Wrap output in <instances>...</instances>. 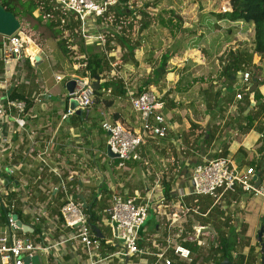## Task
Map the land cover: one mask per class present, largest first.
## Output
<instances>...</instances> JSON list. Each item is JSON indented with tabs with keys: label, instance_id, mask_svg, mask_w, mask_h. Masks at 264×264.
Masks as SVG:
<instances>
[{
	"label": "built area",
	"instance_id": "built-area-1",
	"mask_svg": "<svg viewBox=\"0 0 264 264\" xmlns=\"http://www.w3.org/2000/svg\"><path fill=\"white\" fill-rule=\"evenodd\" d=\"M53 3L63 14L61 23L71 20L77 24L74 31L80 34L85 45H95L105 50V33L97 23L113 22V15L107 13V7L113 5L115 0H53ZM222 8L223 12L229 11L228 5ZM119 28L120 25L114 26L115 30ZM2 39L4 58L11 59L12 57L7 55L9 53L16 60L17 68L16 72L14 71L16 75L21 72L24 55L28 62L34 65V56L27 53L26 41L18 31L8 36L2 35ZM236 74L241 82L235 93V98L238 100L242 99V90L248 91L253 78L262 79L253 75L245 65H242ZM54 78L55 81H60L63 77L56 74ZM92 81L87 73L75 78L73 90L66 95V110L60 115L61 120L75 113L74 109L69 108L70 99L76 100L77 107L81 110H87L92 106L94 90L91 86ZM51 95L48 88L43 87L35 94L33 100L43 103ZM128 95L131 107L138 116L139 132L124 127L117 120L100 121V127L107 135L106 145L117 155V167H123L125 161L129 159L137 161L141 159L138 148L143 143L144 136L161 138L165 136L167 130L163 114L164 102L157 92L147 89L136 95L129 91ZM26 113L24 100L10 98L6 93L0 98L2 152L11 151L12 148L11 136L8 133H16V127L25 129ZM14 124L16 127L11 126ZM53 137L51 135L40 150L35 149V142L29 137V142L22 153L24 158L33 159L37 163L33 183L36 184L34 191L42 195L40 200L38 194L31 196L26 177L15 180L13 176L17 168L14 165L7 168L0 164V206L5 210L3 224L0 226V264H36L38 257L44 255L46 256L44 264H61L63 256L61 249L63 250L62 246L67 244L71 252L75 253L74 257L78 258L77 264L102 262V259H105L100 252L102 244L116 246V250L108 256L120 255L129 260L134 257L131 264H179L182 261H191L190 249L181 242H175L171 236L172 219L169 220L162 242L148 239L151 247L140 246L141 237L138 227L150 213H157L159 204L163 202L164 196L160 193L155 194V186L146 189L143 193L134 191L132 195H111L107 199V206L103 209L99 221L95 224L100 229L102 238L96 236L82 202L77 196L79 172L77 170L66 172L58 163L50 159L49 149ZM256 177L259 175L251 166L240 169L227 157L210 158L194 163L189 174L190 190L181 197L209 196L213 200V205L224 195H231L237 191L252 195L260 194L264 187V177H259V183L255 186ZM159 184L156 183V187L161 190ZM12 192L15 193L14 197L10 196ZM17 208L21 216L29 218L28 223L18 217L15 212ZM190 210L197 212V207L184 208V212ZM13 214H16L17 219L28 226L30 231H24L18 226ZM194 228L197 230L194 236L198 242H201L200 235L204 234L201 230L206 226L194 224ZM149 257L153 258L151 262Z\"/></svg>",
	"mask_w": 264,
	"mask_h": 264
},
{
	"label": "rangeland",
	"instance_id": "rangeland-1",
	"mask_svg": "<svg viewBox=\"0 0 264 264\" xmlns=\"http://www.w3.org/2000/svg\"><path fill=\"white\" fill-rule=\"evenodd\" d=\"M129 3L130 4H127L128 7L144 9V11L147 12V17L149 16V19L147 18L148 25L141 32H136L138 23L135 24L134 22L140 17L137 11L135 14L136 18L135 20H133L132 28L133 31H135V37L140 42V46L134 51V55L137 59L135 65H122L120 62V55L122 51L118 50L119 47L115 45L114 41H110L109 44L113 46L115 45V49L108 53L110 57H113L110 62L111 70L108 75H113L115 77L116 75L120 76L123 81V86L126 88L127 94L129 91L135 92L138 86H142V84H144L143 80L150 76L151 68L155 66L154 64L157 63V60L160 58V55L166 50L172 48L175 50V52H173L174 54L168 59L169 62H167V66L175 67V65H173L172 63L178 61L179 64H183L184 71L182 78L184 79V81L182 82L178 80L180 83L177 82L179 83V89L177 90L178 93L176 94V92L172 91L168 96V98L172 99L176 106L178 105L183 109H179L178 111H176L174 109L175 107H172L169 108L170 110L167 109L168 111H165L163 113L166 120V125L168 127V137L167 139H163V141H167L163 145L167 153L165 155H160L157 152L158 147L157 150L155 148L156 146H158V144H156L154 140L151 139V137L144 136V141L138 148V153L140 154L141 159L139 161L129 159V161L133 160L141 164H139V167L136 168L138 172L136 173V170H134L133 173L132 179H136V182L134 183L129 180L124 181L125 188H127V191L132 192L134 188L137 189V191H142L146 187V185L150 186L156 180H158L157 183H160V187L163 186V182H171L174 185V181L178 176L177 173H179V168L178 165L176 166V161H178V163H184L187 157L194 156L192 151L186 148L187 146L192 147V144L190 145V143H188L190 141V138H188V136L194 135L195 131L197 133V131L203 129L202 124H198L196 123V121H202L206 119V116L204 115L205 103L204 98L202 96V89L208 87L209 85L212 86V90L221 87V89H223V91L221 90V99L224 101L227 94L224 88H222V86L227 84V80H225L224 77L220 74L218 58L221 55L227 53L229 49H234L236 47H239L240 45H242V47L244 48H250L253 30L252 24L250 23L242 22L241 24H238L239 26H237V24H235L234 22L229 23L225 20H217L216 17L211 14L218 10L223 12L222 6H227V2H225L224 0H129ZM145 3H148L149 5L143 8V5ZM219 4L220 6H218ZM25 20L27 21V24L24 23V29L22 28L21 35L27 34L28 37L32 38V41L45 42V44H49L47 45V48H51L52 46L54 49H56L55 52L48 51L50 55L49 64L52 70L51 73L54 72L56 74L62 75L63 78L57 83H53L52 81V89L55 94H59V92H65L66 89L64 85L67 81L66 79L68 77L71 78L72 74H75L74 77L81 76L83 67L81 66V63L79 61L81 59V56L77 51V47L74 48V44H68L70 50L66 54H63L57 46V41H63L64 45H67V43H71L74 40V37H70V40H68L66 38L68 34L67 31L64 32L63 36L57 35L55 37V35H53L52 30L46 27L43 21L37 22L36 19L33 17H26ZM97 24L102 28L105 34L107 33L106 31L110 30L113 26V23L110 21L103 22L102 24ZM59 28L60 27H57V29ZM17 31H21V27H19ZM147 47H149V50H147ZM261 54L262 55L260 56V53H253L251 62L246 65L247 68L252 72V74L257 77L259 76L261 69L262 72L264 71V52ZM258 68L260 70H258ZM168 70L170 74L174 71L173 68H168ZM51 73L49 72V74ZM164 76L165 73L163 74L161 80L158 82L157 85L144 84V88L146 90L150 89L156 93L157 90H160L161 88H159V85L165 83L166 81L165 80L164 82H161L162 79H164ZM44 77L46 76H43V78ZM173 79L174 78L169 79L168 81L172 82ZM185 81L187 82L184 83ZM169 82L166 83L168 85H172V83L170 84ZM240 84V77L236 75L235 79H233L232 82L227 85V90L232 89L233 85L234 89L237 90ZM171 89H173V87H171ZM245 92V90H242V99H233V102H231L229 105L224 102L225 104L214 106V108L216 109V114L220 117L219 119L222 120H217L216 122L222 123L224 121L225 125H229L231 128L237 127V124L242 125L244 123L245 119L242 116L244 114L241 112L242 115H240L239 110L246 103V100L243 98ZM105 96L110 97V92L105 91ZM245 96H247L246 99H248L250 103L254 102L253 95L251 96L250 93H247V95ZM62 98L64 99V96ZM253 105L250 107L249 111H257L256 107L252 108ZM89 109L90 112L88 114V120L87 118H84V120L80 122V126L84 128L88 127V131H91V133L89 134L90 138L92 139V141H94V145L99 146L100 152H102L105 149V139L107 135L106 132H101L99 130L101 129L99 119H97V126L94 127L95 129L92 127L90 121L94 120L92 118H94L95 108ZM193 109L195 110L193 111ZM104 110L105 111H103L104 113L102 114L103 118L112 120L110 115L113 113V109ZM232 111H234L235 113L231 114ZM76 115L79 116L78 118L81 117L82 119V114ZM192 121L198 126H196L195 129L191 130V132H189L191 128H189L188 124L190 125ZM118 122H120L124 127L128 129L130 128L129 124L126 121L124 122L120 120ZM208 123L212 125L211 121H209ZM136 125V129L132 130L139 132V120H137ZM215 126L216 128L219 127V125L217 124H215ZM181 132L187 133V143L182 140L183 135L181 134ZM229 134L235 136L233 132H230ZM150 143L152 144V148H149L150 150L146 149L147 145H149ZM167 146L168 148L166 149ZM145 155H147L149 161L147 164L143 165L142 163L144 160L142 159V157L145 158ZM86 166V169H91L89 167V163H87ZM124 167L119 168L120 170L122 169V173H124L123 171H127L126 169H124ZM184 167L186 169L183 171H187L188 165H184ZM261 174H264V169L261 171ZM111 184L112 183L110 182L109 188L113 190ZM172 188L178 189L177 194L174 195V200L168 202L166 201V198H163L162 201H165V203L164 205L160 206V208H157L158 212L159 209H163L165 213H168V210L172 209L180 213V219L184 220L177 222L178 226L175 224L170 226V231L172 230L171 236L177 243H179V241H181L182 239L195 244L199 243L197 244V246H199V249L196 252L194 251L192 254L198 258V260L200 261L199 264H204V261H202L203 259L201 260V258L206 254L210 242H215L216 232L214 233L211 230L213 229L212 226L209 225L211 229L205 228L201 230L202 232H204V234L200 235L202 241L198 242L194 236V233H197V226L196 228H194V224H197L202 219V217H204V214L202 215L197 213L199 212L198 210L200 208L196 210L197 212L193 210L183 212L182 208L173 209L172 204L176 203L177 199H179L182 203L181 196L186 194L188 189H181L180 187L175 186H172ZM171 192L173 191L171 190ZM105 193L106 192L104 191V196ZM107 194L108 193H106V195ZM114 194L121 195L123 193L119 191ZM253 197L254 196L252 194H243L239 196L238 199H233L231 201L229 199L221 197L218 199V202L221 203V209L224 211L225 215L227 214L230 216V214H233L230 217L235 221V212H243V208L245 209V211H249L251 204L250 201ZM259 203L262 202H258V204ZM251 205L253 206V204ZM242 206L243 208H241ZM195 207L196 206H193L192 208ZM254 208L256 207L254 206ZM258 208L262 207L258 205ZM160 213L162 214V212ZM262 214H260L261 218H263L264 215ZM19 218L21 219V221H24L23 216L20 215ZM164 222L166 223V225H168L169 223V221ZM154 223V218H150L149 220H147L144 225V233H147L148 231L152 230L154 227ZM231 223L233 224V221ZM186 224H188V226H185ZM261 225L262 223L259 218L255 224L250 223L249 227L246 228L245 233L247 234V236L250 237V244L254 248L253 250L256 259H258V252H260V250L258 249L259 243L257 242L256 234ZM235 228L236 230H238L240 227L235 225ZM174 234L177 235V237ZM212 239L213 241H211ZM151 240H156V238H153ZM262 241L264 242V231L262 233ZM145 248L149 247L145 246ZM246 251L247 247L245 248V252Z\"/></svg>",
	"mask_w": 264,
	"mask_h": 264
},
{
	"label": "crops",
	"instance_id": "crops-1",
	"mask_svg": "<svg viewBox=\"0 0 264 264\" xmlns=\"http://www.w3.org/2000/svg\"><path fill=\"white\" fill-rule=\"evenodd\" d=\"M33 15L34 16H29V15L22 16L19 19L21 31H18V33L20 35L22 32V28L24 29V23L27 24V21L25 20L26 17L34 18L35 16L38 15V12L34 11ZM42 21L44 22L45 20H42ZM21 36L26 41L27 53H30L31 55H33L34 58L35 56H38V60H35L34 65H31L28 62L27 57L24 55L23 65L20 69L21 72L19 71L20 73L16 75L14 73V71L16 72V68H17L16 60L13 59V55L9 53L7 55L12 58L11 59L4 58V55L2 52H5V51L2 48L3 39H2V35L0 34V98H2V95H4L5 93L7 95V92L11 88H15L16 90L20 91V93L23 94L24 96L29 95L31 97V102H30V105L27 106V113L25 115V122H26L25 129H19L18 127H16L15 124L11 125L12 127H16L17 132L8 133L9 136H11V146H12L11 151L2 152L1 145H0V164H2L3 167H7V168L11 167V165H14L17 168L13 176L15 180L17 178L26 177L29 183L27 184L28 185L27 188L33 191L35 189L34 186L36 185L35 183H33V179L35 176L37 163L33 159L24 158L22 156L23 149L29 142V137H31L32 141L35 142V147H36L35 149L40 150L42 149V146L45 145V143L49 140L51 135H53L54 136L52 139L53 143L49 149L50 159L58 163L61 169H63L66 172L70 170H77L79 172L78 179H80V182H79V188H78L77 194L78 195L81 194L84 197V200L85 199L88 200L89 199L88 197H90L93 191L96 192V194L98 195L100 189L102 190L105 189L106 193H108L107 194L108 198L114 193L119 192V191L123 193L121 195H132L134 193L133 191L134 190L137 191V189L134 188L132 192H128L127 188H125L124 181L129 180L134 183L136 182V179H132V177H133L134 170H136V173L138 172L136 168L139 167L140 163H137L136 161H133V160L125 161V167L124 166L123 167L127 171H123L124 173H122L121 171L122 169L120 170L119 169L120 167H117L116 165L117 163L114 162V159L116 158L108 157L105 153V149L102 152H100L99 146L94 145V141H92V139L89 136L91 131H88L87 129L88 127L84 128L80 126L81 124L80 122L83 121L84 118H87L88 120V114L90 112L89 108H92V109L95 108L94 109L95 111L93 110L94 118H92L94 120L90 121L93 128L97 126V119H99V122L104 119L102 116V114L104 113L103 111H105L104 109H108V110L113 109V112L117 111L119 113V119H117V121H120V120L124 122L126 121L129 124L131 129H136V126H137L136 123L138 120V116L131 107L129 95L126 93L124 96L118 97L117 100H114L112 105L107 108L103 107V104H100V103L93 104L87 110H82V111H85V116L82 115V119L81 117L78 118L79 116H77L74 113L66 117L64 120H61L60 115L65 110V107H66V96L65 95L68 93V91L65 87L66 89L65 92L63 93L59 92V94H55L52 89L53 87L52 81L53 83H57L59 81H55L54 75H56V73L54 72L51 73L52 70L49 64L50 55L48 51L55 52L56 49H54L52 46L51 48H47L48 47L47 45L49 44H45V42L32 41L31 40L32 38L28 37L27 34H23ZM28 47H32V50H28ZM148 48L149 47H147V50H149ZM118 50L120 49L118 48ZM261 55L262 54H260V56ZM159 59L157 60V63L154 64L155 66L151 68V72L153 68L157 66ZM26 61L28 62L27 64H26ZM258 61H259V55H258ZM167 62L169 61L168 60L166 61L165 72H164L165 76L161 82H164L165 80L166 81L165 83L160 84L159 88L160 87L161 88L160 90H157L160 96H163V94L168 89H171V87H173L174 92H176L177 94L178 93L177 90L179 89L178 85L180 83L178 80L182 82L184 81V79H182L183 73H184L183 64H179L178 61H175L172 63L173 65H175V67L173 66L168 67ZM121 64L124 66L131 65L128 63H121ZM168 68L169 69L173 68L174 71L170 74ZM258 70L260 69L258 68ZM49 72L51 74H49ZM74 75L75 74H72L71 78L74 77ZM43 76H46V77L43 78ZM259 76L262 78V80L264 79V71L262 72V69L260 70ZM172 78H174L173 81L169 82L168 80ZM160 80L161 78L159 79V81ZM101 81L102 80H99V83ZM166 82H169L170 84L172 83V85H168ZM186 82L187 81H185L184 83ZM176 85H177V88H175ZM233 86L232 88H234ZM43 87L48 88V90L50 91L52 95L49 99L44 100L43 103H37L33 100V97ZM222 88H224L227 94L226 85L222 86ZM257 88H258V93H260V101H264V81L262 84L258 85ZM218 89L220 90V103H222L223 100L221 99V96H222L223 89H221V87ZM204 91L205 90L202 89L203 98H204ZM212 92H214V90H212ZM170 93L167 94V97L170 95ZM250 95L252 96V93H250ZM63 96H64V99L62 98ZM233 99H236V98L234 97ZM231 102H233V100ZM231 102H229V104ZM251 103H254V102H251ZM174 107L173 108L176 111H178L179 109H183L182 107H179L178 105L177 106L175 105ZM194 110L195 109H193V111ZM167 111L168 110H166V112ZM249 112L253 119L252 128L247 131H244V130L242 131L241 130L242 128H240L238 124H237V127L231 128L229 125H225L224 121L222 123L216 122L217 120L222 121L219 119L220 117L216 114V109L213 107L211 111H208L205 106L204 115L206 116V119L202 121H196V123L202 124L203 129L200 131H197V133L195 131L194 135L188 136V138H190V141L188 143H190V145L192 144V147L187 146L186 148L192 151L194 156L187 157L184 163L183 162L178 163V161H176L177 162L176 166L178 165L179 173H177L178 176L174 181V185L173 183L170 182L171 190L173 191L171 192L172 194L176 195L178 192V189L177 188L174 189L172 188V186L180 187L181 189H188V191L190 190L191 182L189 180V174H190V171L194 163L208 160L210 158L222 156L221 153L224 150H226L225 157H227L233 165H235L236 167L240 169H244L248 166H251L255 169L259 177H264V174H261V171L264 169V111L257 112V111L251 110ZM233 113L235 112L232 111L231 114ZM164 120H165V117H164ZM209 121L212 122L211 123L212 125L208 123ZM215 124L219 125V127L216 128ZM165 125H166V120H165ZM166 128H168L167 125H166ZM99 130L103 132L102 129H99ZM230 132H233L235 136L230 135L229 134ZM181 134L183 135L182 140L185 143H187V139H186L187 133L181 132ZM167 137H168L167 130H166V134L164 137H161V138L151 137V139H153L154 142L158 144V146H156L155 148L157 150V147H158L157 152L160 155H163V154L165 155L167 153V151H165V147H163V145L167 142V141L166 142L163 141V139L164 138L167 139ZM151 145H152L151 143L147 145L146 149L152 148ZM167 148L168 146L166 147V149ZM9 152L11 155L9 154ZM144 157L145 158L142 157V159L144 160L142 163L143 165L147 164L149 161L147 158V155H145ZM87 163H89V167L91 169H86ZM184 165H188L187 171H183L186 169ZM107 179L109 182L107 181ZM157 181L158 180H156L150 186L146 185V187L142 191H137V192L143 193L146 189H149L150 187L155 186L154 188V191H156L155 194L160 193L163 196L162 186L160 187L161 190H159V188L156 187ZM110 182L112 183L111 185H112L113 190L109 188ZM115 188H119V189H115ZM116 190H119V191H116ZM261 190H262V193L253 195L254 197L250 201V203L253 204V206L250 204L249 211H245V209L242 206L241 208H243L244 210L243 212H240V213L235 212V216H234L235 221L231 219V222L233 221L234 225L239 226V227L241 225H244L246 228H248L250 223L255 224L259 218L262 223V218L260 217V214L262 213L264 214V187H262ZM37 194L39 195L37 197L40 200L42 198L41 193H39L38 191L31 192V196L32 195L36 196ZM103 194H104V191L102 192V195ZM236 194L238 195V198H239V196L243 194H248V193L237 191ZM106 198L107 197H105L104 203H106ZM204 198L208 199L207 196H203V200ZM223 198L229 199L230 201L233 199H238V198H233L232 195L230 194L224 195ZM173 200H174V197L166 201L170 202ZM258 202H262V203L258 204ZM164 203L165 201L159 204L158 208L164 205ZM182 204L184 205V208L194 206L193 204L187 205L186 203H184V200L182 197V203L179 199H177V202L173 203L172 207L173 209L182 208L184 212V208ZM217 204L220 205V209H221L222 207L221 203L218 202L215 205ZM258 205L261 206L262 208H258ZM254 206L256 208H254ZM52 210L54 211V207L52 208ZM160 212H162V214H165V215H162ZM232 215L233 214H230V216ZM148 217L149 218L147 220H149L150 218H154L155 226L153 227L152 230L148 231L147 233H144V230H145L144 225L147 222L146 220L141 230L139 231V235L141 237L140 246L151 247L150 240L148 239H152V238H156L157 241L162 242L163 235L166 233L165 230L169 225V223L168 225H166L164 221L167 222L172 219L170 226H172L173 224L178 226L177 222L184 220V219H180L181 217L180 213L172 209L168 210V213H165L163 209L162 210L159 209V212L150 213ZM23 218H24L23 222L28 223L29 218L27 216H23ZM201 223L202 222L199 221L195 225L199 224V225L206 226V228L208 229L210 228L209 227L210 223H207V224H201ZM185 226H188V224H186ZM261 226L264 227V224H262ZM211 230L215 233L214 228ZM245 235L247 236V234ZM175 236L177 237V235ZM182 241H185V240L182 239L179 242H182ZM211 241H213V239ZM249 243H250V240H249ZM112 246L110 245L105 246L102 244V248L100 252H101V256L105 257V259H102V262H100L99 264H131L134 261L135 259L134 257L132 258V260H129V259H125L124 257L120 255L108 256L110 253L116 250V246L115 245H112ZM246 247L248 251V246H244V248L241 251L243 254L247 253V251L245 252ZM62 248L64 251L61 249V251L63 252L61 264H77L79 262L78 258L74 257L75 253L71 252L68 244L63 245ZM190 251H191V254L194 252L191 249ZM191 257L192 259L190 262L182 261L179 264H194V263L199 264L198 263L200 262L199 260L194 261V258L196 256L192 254ZM45 259H46L45 255L38 257V259L36 260V264H44ZM152 260L153 258L149 257V261L151 262ZM203 263L213 264L211 260L207 262L204 261Z\"/></svg>",
	"mask_w": 264,
	"mask_h": 264
},
{
	"label": "trees",
	"instance_id": "trees-1",
	"mask_svg": "<svg viewBox=\"0 0 264 264\" xmlns=\"http://www.w3.org/2000/svg\"><path fill=\"white\" fill-rule=\"evenodd\" d=\"M217 1V0H215ZM219 1V0H218ZM229 6V11L221 12L220 10L213 12L217 20H225L226 22H234L238 24L250 23L252 24V41L250 43V48H244L242 45L234 49H229L227 53L221 55L218 58V64L220 66V74L227 80V85L232 82L236 77L238 70L242 68V65H247L251 62L253 53H263L264 52V0H224ZM1 5L6 9L12 12L15 17L19 20L22 16H34L33 12L37 11L38 15L34 18L37 22L44 21L46 27L52 30L55 37L63 36L64 32L67 31V39L70 40V37H74V40L71 43L64 45L63 41H57V46L59 50L66 54L69 52L68 44H74L77 47V51L80 55H83L79 60L81 66L83 67L82 75L88 74L89 77L94 79L95 76L98 77V80H102L99 83V86L93 90V104L102 103L103 107H110L114 100H117L118 97L124 96L126 94V88L123 86V81L120 76L108 75L111 70V59L108 55L109 52L115 49L117 45L120 49V62L128 63L135 65L137 60L134 57V51L140 45L139 40L135 37V32L133 31V20L136 18V12L140 17L135 20L137 24L136 32H141L148 25L149 16L147 17V12L144 9H137L135 7H128L127 4L129 0H115L113 5L107 7V13L110 12L113 15V26L110 30H107L105 36V50L100 49L95 45H85L80 34L74 31L76 23L74 21H66V23H61L60 19L63 16L62 13L58 11L53 0H0ZM148 3L143 5V8L148 6ZM155 5V4H152ZM220 6V4L218 5ZM105 13V14H107ZM101 19H99L100 21ZM120 25L119 30H115L114 26ZM57 27H60L57 29ZM232 31V30H231ZM65 38V37H63ZM66 40V39H65ZM110 41H114L115 45H110ZM68 42V41H67ZM176 48V47H175ZM28 50H32V47H28ZM175 50L168 49L160 55L159 62L155 68H153L151 75L143 80L144 84H153L157 85L162 74L165 72V65L168 58L173 55ZM28 62L26 61V64ZM247 67V66H246ZM70 77L66 80L68 81ZM257 86L251 91H246L244 93V99L246 103L239 110L240 115H242L244 109L249 106L250 101L246 99L247 93H252L254 105L253 107L257 108V112L264 111V101H260V93H258V85L262 84L264 79L257 80ZM142 86H138L135 92L132 91L134 95L143 92L146 90ZM177 88V85L176 87ZM204 103L208 111H211L214 106H219L220 104H229L235 97L236 90L234 88L227 90V96L224 101L220 103V90L215 89L212 92V86L204 88ZM105 91L110 92V97L105 96ZM173 89H168L161 100L164 102L163 111H166L169 108L175 106V103L172 99L167 97V94ZM7 96L10 98L22 99L25 101L26 107L30 105L31 97L29 95L24 96L20 91L15 88H11L7 92ZM225 102V103H224ZM92 104V105H93ZM242 112V113H241ZM81 114L85 116V112L81 111ZM244 123L238 124L241 130L247 131L252 128V116L249 112L242 115ZM112 120L119 119V113L117 111L113 112L110 115ZM198 126L193 121L190 123L189 132L195 129ZM222 157H225L226 150L222 151ZM114 162L117 163L118 159H114ZM105 189H100L98 195L96 192H92L89 199H85L84 210L88 215L90 223L96 224L100 217L103 209L107 206L108 195H102V192ZM106 192V191H105ZM163 196L170 200L174 197V194L171 193V183L163 182L162 186ZM237 192L231 194L233 198H238ZM11 197L15 196V193L10 194ZM77 197V196H76ZM106 198V203L104 199ZM204 198L201 195H187L183 197L184 203L187 205L193 204L194 206L200 208L198 211L204 214V217L200 220L201 224L210 223L216 232V240L214 243H210L206 254L201 258L202 261L211 260L213 264H219L224 258H227L231 264H261L260 256L261 252L258 254V259L254 255V248L250 245V238L245 235L246 227L241 225L238 230H236L235 225L231 223V217L225 215L224 211L220 209V205H212L213 200L207 196ZM89 205V207H88ZM209 207V208H208ZM15 212L18 214V217L21 215L19 209L17 208ZM5 215V210L0 206V226L3 224V219ZM264 223V215L262 218V224ZM155 226V225H154ZM102 242V241H101ZM182 244L188 246L189 249L197 251L199 246L195 243L188 241H182ZM244 246H248V251L246 254H243L241 251ZM198 260L197 257L194 258V261ZM199 263V262H198ZM195 264V263H194Z\"/></svg>",
	"mask_w": 264,
	"mask_h": 264
},
{
	"label": "water",
	"instance_id": "water-1",
	"mask_svg": "<svg viewBox=\"0 0 264 264\" xmlns=\"http://www.w3.org/2000/svg\"><path fill=\"white\" fill-rule=\"evenodd\" d=\"M20 27V22L19 20L15 17V15L10 12L9 10H6L0 3V34L4 35V36H8L14 32H16ZM35 60H38V56H35L34 58ZM75 78L76 77H72L70 78L68 81H66L65 83V87L67 89L68 92H71L74 88V84H75ZM257 85V81L253 78L252 79V84L251 86L248 88V91H252ZM91 86L93 89L97 88L99 86V80L98 77L95 76L94 80L91 83ZM253 103H250L249 106H247L244 111L243 114H246L247 111L249 110V108L251 107ZM77 102L74 99H70L69 100V108L70 109H74V112L76 114H81V108L77 107ZM105 153L108 157L110 158H116L117 155L115 153H113L109 146L106 145L105 147ZM259 183V177H256L255 179V186ZM78 198L81 200L83 207H85V200L84 197L79 194L77 195ZM89 207V205H88ZM13 218L15 219V222L18 226H20L24 231H30V228H28V226H26L25 224H22L20 222L19 219H17L16 214L12 215ZM149 217L147 216L146 219L143 221V223L138 227V232L141 230L143 224L146 222V220ZM91 227L93 229V231L95 232L96 236H98L99 238H102V233L100 232V229L95 225L91 223ZM264 231V227L261 226L256 234V239L257 242L259 243V250L261 252V256H260V262L261 264H264V242L262 241V233ZM219 264H230V261L227 258H224L222 261H220Z\"/></svg>",
	"mask_w": 264,
	"mask_h": 264
}]
</instances>
